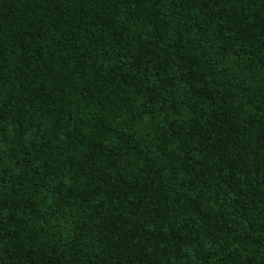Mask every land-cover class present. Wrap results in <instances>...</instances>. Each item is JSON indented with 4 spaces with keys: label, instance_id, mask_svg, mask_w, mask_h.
Masks as SVG:
<instances>
[{
    "label": "trees",
    "instance_id": "1",
    "mask_svg": "<svg viewBox=\"0 0 264 264\" xmlns=\"http://www.w3.org/2000/svg\"><path fill=\"white\" fill-rule=\"evenodd\" d=\"M0 264H264V0H0Z\"/></svg>",
    "mask_w": 264,
    "mask_h": 264
}]
</instances>
